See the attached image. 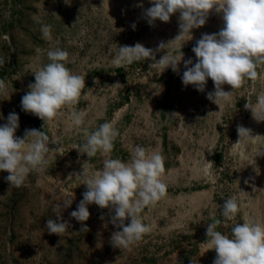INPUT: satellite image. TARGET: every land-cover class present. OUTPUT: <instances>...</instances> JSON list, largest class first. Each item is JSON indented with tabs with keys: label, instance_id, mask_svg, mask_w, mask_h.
Listing matches in <instances>:
<instances>
[{
	"label": "rangeland",
	"instance_id": "374dc122",
	"mask_svg": "<svg viewBox=\"0 0 264 264\" xmlns=\"http://www.w3.org/2000/svg\"><path fill=\"white\" fill-rule=\"evenodd\" d=\"M151 6V0H0V80L5 84L0 125L15 112L16 136L23 138L26 129L34 128L58 138L49 144L53 162L30 173L26 187H10L8 173L0 171V264H213L216 252L209 249L206 229L214 219L222 221L216 230L229 237L245 220L264 225V155H257L264 153V121L258 122L244 107L247 100L258 106L264 95V66L257 69L256 82L246 80L235 90L225 84L229 97L219 105L210 101L211 78L201 92L182 83L183 60L178 73L155 62L167 52H182L183 59L195 64L193 46L203 33L223 27L221 15L212 11L204 26L191 30L192 39L187 34L175 39L179 13L170 22L157 19L149 25L144 10ZM43 25L51 26L50 40L42 38ZM138 42L153 49L155 61L113 64L119 46ZM161 42L167 47L157 50ZM57 47L69 53L72 62L66 67L85 77V89L72 109L86 113L79 127L69 109L44 123L21 107L28 85L35 82L33 69L48 64L47 52ZM105 122L120 133L111 153L98 151L89 159L73 149L86 142L85 128L91 133ZM237 125L250 128L255 137L236 144ZM31 141L29 137L23 151ZM137 145L164 157L167 196L140 214L152 231L122 250L110 242L118 229L110 222L109 209L88 205L86 233L70 213L87 190L85 178L102 171L105 159L129 163ZM70 197L73 203L61 215L71 226L62 237L49 234L47 219H57L55 209ZM230 197L236 198L240 211L225 227L222 205Z\"/></svg>",
	"mask_w": 264,
	"mask_h": 264
},
{
	"label": "clouds",
	"instance_id": "9594fccd",
	"mask_svg": "<svg viewBox=\"0 0 264 264\" xmlns=\"http://www.w3.org/2000/svg\"><path fill=\"white\" fill-rule=\"evenodd\" d=\"M151 4L144 10L149 25L157 19L170 22L171 15L179 13L180 31L175 39L186 34L190 36L187 40L192 39L191 30L204 26L212 11L222 17L223 27L215 33H203L193 46L195 64L191 58L183 59L182 52L178 56L167 52L155 62L163 70L171 67L173 72L178 73L179 63L183 60L185 71L181 79L185 86L191 84L203 92L208 78H211L214 91L207 93V99L219 105V101L227 99L231 92L225 91L223 85H230L235 90L241 88L246 80L254 83L260 78L257 69L264 66V0H151ZM132 27L135 29L136 25ZM41 33L43 39L50 40L51 26L43 25ZM167 44L161 42L157 50L166 48ZM47 58L50 61L48 64L32 71L35 82L28 85L29 91L21 99L22 110L44 123H50L64 115L62 109H69L73 124L79 127L84 124L86 113L72 109L79 103L85 89V77L74 74L66 67L72 62L66 50L59 47L50 49ZM146 59L155 61L154 51L138 42L134 46H119L113 64L121 67ZM3 64L4 59L0 57V65ZM4 87V81L0 80V90ZM244 107L251 110L258 122L264 121V95L258 98V106H252L247 100ZM18 128L19 116L15 112L9 113L7 123L0 125V171L8 173L5 180L14 188L26 187V178L30 173L44 171L50 166L53 161L48 157L49 144L58 142L55 135L50 137L34 128L26 129L21 138L15 135ZM237 133L239 140L236 144L245 138L255 137L252 130L243 125H237ZM119 134L111 122L100 124L91 133L85 128L86 142L73 149L81 155L86 154L89 159L98 151L107 155L113 150ZM29 137L32 141L25 152L23 149ZM83 168L85 174L87 168ZM164 173L162 154L159 151L149 152L139 145L132 152L129 163L120 159H105L102 171L85 178L82 184L87 186V190L70 216L81 222L80 231L86 233L89 228L83 222L90 218L88 205L94 203L101 209H109L110 222L118 229L112 232L110 242L114 248H128L152 231L151 226L143 223L140 214L145 207H155L167 196ZM76 175L79 177L81 174ZM245 183L248 181L245 180ZM73 199L67 198L57 206V219H47L45 227L49 234L62 237L71 226L61 213L72 205ZM239 211L236 198L224 200L221 215L225 227L226 222L234 220ZM100 219H104L103 215ZM126 220L129 221L127 224ZM221 223L220 219H214L206 229L209 249L216 252L213 264H264V225L245 220L231 229L232 236L229 237L216 230Z\"/></svg>",
	"mask_w": 264,
	"mask_h": 264
}]
</instances>
